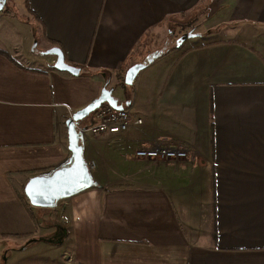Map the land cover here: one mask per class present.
Listing matches in <instances>:
<instances>
[{
    "label": "crops",
    "instance_id": "0c3cea01",
    "mask_svg": "<svg viewBox=\"0 0 264 264\" xmlns=\"http://www.w3.org/2000/svg\"><path fill=\"white\" fill-rule=\"evenodd\" d=\"M106 85L142 125L87 135L98 186L31 206L26 184L68 162L66 122ZM158 142L192 158H135ZM0 242L4 264H264V0H5Z\"/></svg>",
    "mask_w": 264,
    "mask_h": 264
},
{
    "label": "water",
    "instance_id": "95a60500",
    "mask_svg": "<svg viewBox=\"0 0 264 264\" xmlns=\"http://www.w3.org/2000/svg\"><path fill=\"white\" fill-rule=\"evenodd\" d=\"M5 0H0V12L4 9ZM165 50L153 53L143 63L130 67L124 83L126 86L133 85L141 71L161 56ZM48 55L56 57L54 67L61 72L79 75L80 69L68 64L65 54L60 48H52ZM108 104L116 110L126 109L127 104H121L114 96V90L106 87L101 95L88 106L76 112L66 122L68 130V142L71 157L68 162L47 174L31 178L24 188V193L31 206L42 209H54L66 199L74 197L81 192L98 186L94 180L90 167L85 159V136L80 131V124L89 116H93L103 105Z\"/></svg>",
    "mask_w": 264,
    "mask_h": 264
},
{
    "label": "built area",
    "instance_id": "2783aa9c",
    "mask_svg": "<svg viewBox=\"0 0 264 264\" xmlns=\"http://www.w3.org/2000/svg\"><path fill=\"white\" fill-rule=\"evenodd\" d=\"M54 64L55 61L52 62L53 66ZM142 123V119L133 116L129 110H116L105 104L94 114V124L80 131L85 138L87 135H118L126 132L131 126H140ZM191 154V150L184 145L158 142L137 149L134 156L137 159L155 162H171L191 159Z\"/></svg>",
    "mask_w": 264,
    "mask_h": 264
},
{
    "label": "rangeland",
    "instance_id": "374dc122",
    "mask_svg": "<svg viewBox=\"0 0 264 264\" xmlns=\"http://www.w3.org/2000/svg\"><path fill=\"white\" fill-rule=\"evenodd\" d=\"M188 24L191 25V22H188ZM194 26H195L194 24L191 25V28L194 27ZM189 27H190V26H189ZM7 29H8L7 26H2L1 31L7 33ZM172 32H173V34L171 35V38L173 39V42H174V43H176V42H181V40L184 39L185 37L192 35V31L190 30V28L187 30L188 33L185 32V34H183V35L181 34V33H183V32H181V31H176V30H175V27L172 28ZM174 43H172V45H174ZM169 44H170V43H169ZM131 87H133V86L131 85V86L126 87V88H127L126 90L129 91ZM116 96H117V95H116ZM91 118H92V115L89 116V117H87L85 120H83V122H88V120H91ZM56 236H59V237H58L59 240L57 241V243H62V242H63V238H64V236L61 235V233H60V235H56ZM50 237H51V238H50V241H52L53 239H57V238H55V236H50ZM21 241H23V240H21ZM23 242H25V241H23ZM31 242H33V241H31ZM12 243H13V242H12ZM27 243H30V241H28ZM38 244H39V243H38ZM16 245H17V244H14L13 247L15 248ZM36 245H37V244H36ZM36 245H34V246H36ZM43 246H44V245H43ZM3 248H4V243L0 242V253H1V251H2ZM45 248H47V247H45ZM17 252H18L17 250H13V252H11V253L13 254V253H17ZM14 256H15V255H14ZM46 257H47V255H46ZM49 257H51V258H53V259H56V255H49ZM16 261H17V260H16ZM16 261H15V262H16ZM0 264H4L3 259H2V254H0ZM17 264H20V260L17 262Z\"/></svg>",
    "mask_w": 264,
    "mask_h": 264
},
{
    "label": "trees",
    "instance_id": "16d2710c",
    "mask_svg": "<svg viewBox=\"0 0 264 264\" xmlns=\"http://www.w3.org/2000/svg\"><path fill=\"white\" fill-rule=\"evenodd\" d=\"M67 62V61H66Z\"/></svg>",
    "mask_w": 264,
    "mask_h": 264
}]
</instances>
